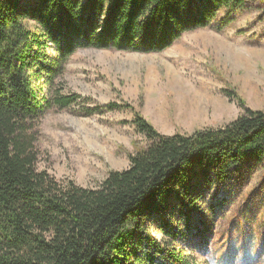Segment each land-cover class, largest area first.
<instances>
[{
	"label": "trees",
	"instance_id": "16d2710c",
	"mask_svg": "<svg viewBox=\"0 0 264 264\" xmlns=\"http://www.w3.org/2000/svg\"><path fill=\"white\" fill-rule=\"evenodd\" d=\"M241 11L264 31V0H0V264H199L181 243L202 246L235 177L264 163V111L166 136L130 105L66 93L63 79L81 50L160 54ZM74 108L130 110L148 145L94 188L57 180L38 168L42 120Z\"/></svg>",
	"mask_w": 264,
	"mask_h": 264
},
{
	"label": "rangeland",
	"instance_id": "374dc122",
	"mask_svg": "<svg viewBox=\"0 0 264 264\" xmlns=\"http://www.w3.org/2000/svg\"><path fill=\"white\" fill-rule=\"evenodd\" d=\"M234 16L224 31L188 33L160 54L81 50L67 65L65 92L96 105H130L166 136L222 128L247 108L264 111L263 26L256 12ZM77 110L51 111L43 118L38 168L94 188L110 172L126 170L130 157L148 143L130 110L90 118ZM230 187L202 246L188 237L181 247L189 253L194 246L199 264H264V163L235 177Z\"/></svg>",
	"mask_w": 264,
	"mask_h": 264
}]
</instances>
